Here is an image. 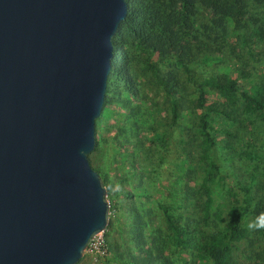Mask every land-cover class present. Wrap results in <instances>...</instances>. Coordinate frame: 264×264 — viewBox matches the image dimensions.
I'll return each instance as SVG.
<instances>
[{
  "label": "water",
  "instance_id": "1",
  "mask_svg": "<svg viewBox=\"0 0 264 264\" xmlns=\"http://www.w3.org/2000/svg\"><path fill=\"white\" fill-rule=\"evenodd\" d=\"M126 0H0V264H76L107 226L91 168Z\"/></svg>",
  "mask_w": 264,
  "mask_h": 264
},
{
  "label": "rangeland",
  "instance_id": "2",
  "mask_svg": "<svg viewBox=\"0 0 264 264\" xmlns=\"http://www.w3.org/2000/svg\"><path fill=\"white\" fill-rule=\"evenodd\" d=\"M247 11V20L242 22L244 35L231 32L230 39L215 27L205 29L202 24L210 26L206 16L197 17L198 39L209 45L207 53L217 59L200 68L199 56L193 58L190 67L195 77L232 75L251 89L264 86V0H248ZM256 29L260 30L258 35ZM118 47L117 43V55ZM124 50L130 58L129 72L137 95L127 99L123 95H110L113 101L109 107H102L97 119L101 123L95 135L97 146L88 155L89 165L99 175L109 205L106 237L110 253L107 259L97 263L83 255L76 264H137L135 258L140 248L143 251L155 247L175 264H199L198 243L225 221L218 223L212 216L202 221L200 173L195 166L198 149L194 134L200 114L192 103L195 90L186 81L182 68L171 59L165 65H158L154 56L149 65L156 63L155 72L144 66L143 54L131 47ZM116 66H120L118 61ZM169 76L173 78L170 94L176 97L181 112L175 126L170 125L169 103L159 80L166 81ZM208 98L216 100L214 93H209ZM125 107L131 108L132 113L125 112ZM139 118L149 121L135 131H127L130 120ZM153 131L164 134L166 146L149 144L147 137ZM211 135L215 141L212 159L220 168L212 192H219L214 195V207L217 209L222 202V219H226L230 202L226 194L228 187H235L238 202L242 192L235 186L236 182L248 186L253 197V205L243 217L248 237L234 245L232 256L238 264H264V228L257 233L256 228L248 227L257 222V209H264V115L239 113L234 123L214 124ZM189 162L194 167L188 168ZM161 204L171 206L181 223L191 230L185 249H174L159 208ZM138 233L142 242L137 239Z\"/></svg>",
  "mask_w": 264,
  "mask_h": 264
},
{
  "label": "trees",
  "instance_id": "3",
  "mask_svg": "<svg viewBox=\"0 0 264 264\" xmlns=\"http://www.w3.org/2000/svg\"><path fill=\"white\" fill-rule=\"evenodd\" d=\"M248 0H126L127 14L121 22L118 32L112 38V45L119 44L115 57L111 60L114 68L108 78V84L102 107H109L112 98L110 95H123L124 98H131L137 95L133 87L132 77L129 72L130 58L125 48H134L145 56L144 66L147 69L155 70L156 63L165 65L167 60H172L175 65L182 68L185 79L190 83L196 93L193 105L200 111L197 116L195 147L198 149L197 163L195 166L200 173L199 188L202 194L201 205L202 221L214 217L218 223L224 222L222 227L205 235L198 243L197 260L199 264H238L233 256L234 245L247 239L249 231L243 224V217L253 205V197L248 186L236 182L235 186L242 192L241 201L236 199L235 187H228L226 194L229 199V206L226 209V219H222V208L220 201L217 209L214 207V195L212 186L220 168L212 159V152L215 141L211 135L214 124L218 122L234 123L239 113L251 116H263L264 110V86L251 89L245 83H240L232 75L207 74L202 78L195 77V71L191 69L190 63L193 58L199 56L197 65L208 67L212 61H216L213 55L208 54L209 45L198 39V32L195 28L197 17L201 14L206 16L210 26L202 24L207 30L213 27L220 29V32L227 39L231 38V32L244 35L242 22L246 21ZM205 17V18H206ZM199 25V24H198ZM199 27H201L199 25ZM231 27V30L227 28ZM256 35L260 30H254ZM237 34V35H238ZM196 47V48H195ZM116 48V47H115ZM157 57L154 66L149 65L153 57ZM120 66H116V62ZM171 75V74H170ZM155 77L157 75L155 74ZM173 78L168 77L166 81L159 78L160 84L165 91V97L169 103L170 125H177L181 117L179 103L176 97L171 96L170 84ZM209 93H214L216 100L208 98ZM169 98V99H168ZM124 111L131 114V108L125 107ZM149 117V113L147 114ZM152 117V116H151ZM149 119L142 118L130 120L126 130L135 131L139 126H145ZM101 123L96 121L95 135H97ZM150 145L166 146L164 134L153 131L147 137ZM95 138V147L97 146ZM162 158L159 159L161 161ZM188 163V168L194 167ZM95 171V170H94ZM96 172V171H95ZM219 196V195H218ZM162 211L166 229L171 234L172 245L175 250L185 249L190 239L191 230L181 223L180 216H177L171 206L159 205ZM264 217V209H257V221ZM109 225V224H108ZM107 225V226H108ZM263 228L255 229L261 233ZM137 239L142 242L138 233ZM106 243L110 253V244L106 237ZM140 248L135 258L137 264H175L173 260L162 254L159 247ZM107 259V258H105ZM104 259V260H105Z\"/></svg>",
  "mask_w": 264,
  "mask_h": 264
},
{
  "label": "built area",
  "instance_id": "4",
  "mask_svg": "<svg viewBox=\"0 0 264 264\" xmlns=\"http://www.w3.org/2000/svg\"><path fill=\"white\" fill-rule=\"evenodd\" d=\"M109 213V205L107 202V215ZM84 255L91 259L93 263L102 261L109 256L106 243V228L91 235L84 250Z\"/></svg>",
  "mask_w": 264,
  "mask_h": 264
},
{
  "label": "clouds",
  "instance_id": "5",
  "mask_svg": "<svg viewBox=\"0 0 264 264\" xmlns=\"http://www.w3.org/2000/svg\"><path fill=\"white\" fill-rule=\"evenodd\" d=\"M249 228H256V229H261L264 228V217L258 219L257 222L255 223H250L248 225Z\"/></svg>",
  "mask_w": 264,
  "mask_h": 264
}]
</instances>
